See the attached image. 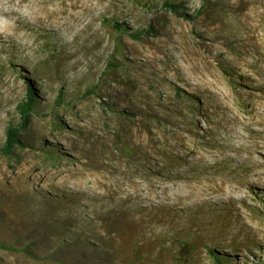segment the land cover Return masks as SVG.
I'll return each mask as SVG.
<instances>
[{
    "label": "rangeland",
    "instance_id": "374dc122",
    "mask_svg": "<svg viewBox=\"0 0 264 264\" xmlns=\"http://www.w3.org/2000/svg\"><path fill=\"white\" fill-rule=\"evenodd\" d=\"M28 79L0 264H264V0H0V145Z\"/></svg>",
    "mask_w": 264,
    "mask_h": 264
},
{
    "label": "trees",
    "instance_id": "16d2710c",
    "mask_svg": "<svg viewBox=\"0 0 264 264\" xmlns=\"http://www.w3.org/2000/svg\"><path fill=\"white\" fill-rule=\"evenodd\" d=\"M165 5L173 7L175 10L179 9V5H176L174 2L165 1ZM202 13V10H199L196 14H189L188 12H183V15L187 18H195ZM112 26L118 31L123 32L127 31L135 39H141L145 30H137L136 32L129 31V27L125 22H111ZM147 31L150 32L149 28ZM41 91L36 85L28 79L26 86V96L17 103V111L19 114L20 120L15 122H9L6 128V139L3 144L0 145V155L7 157L14 156L16 154L17 147H26L30 142L26 140L23 136V130L29 125L30 121L37 114V111L40 107V96ZM65 90L60 88L58 95L55 99L57 105H61L66 100ZM0 250H8L16 253H24L27 256H37L29 250L27 246H15L14 244L7 243L5 241H0ZM209 255L213 259V264H229L231 258L224 255L223 253L217 251L214 248L208 249ZM258 262L262 263L261 260Z\"/></svg>",
    "mask_w": 264,
    "mask_h": 264
},
{
    "label": "bare ground",
    "instance_id": "6f19581e",
    "mask_svg": "<svg viewBox=\"0 0 264 264\" xmlns=\"http://www.w3.org/2000/svg\"><path fill=\"white\" fill-rule=\"evenodd\" d=\"M261 132H263V130H260Z\"/></svg>",
    "mask_w": 264,
    "mask_h": 264
}]
</instances>
